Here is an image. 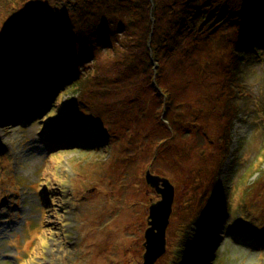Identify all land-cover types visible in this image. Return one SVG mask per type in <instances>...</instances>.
<instances>
[{
  "label": "rangeland",
  "instance_id": "1",
  "mask_svg": "<svg viewBox=\"0 0 264 264\" xmlns=\"http://www.w3.org/2000/svg\"><path fill=\"white\" fill-rule=\"evenodd\" d=\"M45 1L0 0V264H142L161 199L148 172L175 185L156 264H264V46L251 29L242 59L246 26L230 22L198 44L172 31L181 44L156 60L146 0L106 3L109 23H129L102 36L108 24L79 25L94 0L44 18ZM160 1L171 19H157L177 28L175 0Z\"/></svg>",
  "mask_w": 264,
  "mask_h": 264
},
{
  "label": "trees",
  "instance_id": "2",
  "mask_svg": "<svg viewBox=\"0 0 264 264\" xmlns=\"http://www.w3.org/2000/svg\"><path fill=\"white\" fill-rule=\"evenodd\" d=\"M19 1L20 12L22 11V9L27 10V4L32 0H28L25 3H21L22 0ZM136 1L140 2L141 0H115L116 4L122 5L125 10L133 6L135 7L137 5H135ZM113 2L114 0H94V6L97 7V10H89L87 8V5L82 3V6H85L87 11L90 12L91 22L86 23L84 17L82 15H79L80 28H91L94 31L99 27V25L108 24L107 29H102V31L100 32V36L104 35L103 31L109 33L113 32V34H116L117 31L121 29V27H123V29H128L129 21L126 19V22L123 23L122 21H120V15L112 13V16L110 17V23L109 19H105V17H107V14L105 12L106 10L104 9V5L107 3L105 6L109 7ZM146 2H149V8L152 12V15L155 17L152 28L149 30V46L147 50L148 53H151L156 60H163L165 56H170V53H176V48L181 44V42L178 44L174 43L173 45L170 44L172 31L174 32L173 38L182 36L183 41L189 40V43H192L198 34V38H200V34L203 33V31H206V29L209 30L207 26V24L209 23H215L216 26L222 25V27H227V25H229V23L231 22L234 28L237 27L234 30L237 32H241V28H239L241 27V25L246 26L244 38L241 37V34H236L237 44L235 46V53L238 59L244 58V54L242 53L240 48L244 47L241 44L245 45L247 43L246 40L249 29H251L252 34L255 35L256 41L260 45V48L264 46V0H175L174 2H171L170 5L175 9V15L178 16L177 28H175L172 23L166 25V22L163 25L157 19H171V15L168 18L166 17L167 11L164 8L166 6L165 1L146 0L145 7ZM6 3L7 0H4L3 4ZM48 3H50L51 5ZM80 3L81 0H46L45 3H43L44 10L39 11V14H43L44 18L50 16L54 12L52 5L56 8L60 6L59 9L63 8V13H66L68 9L72 11L70 8L75 9V6L78 7ZM216 7H218L217 10L215 9ZM128 14H130V11H128ZM139 14L141 15L140 12ZM6 17L7 15H4L3 19H5ZM12 18L13 17L9 15L5 20H11ZM212 18L214 19L211 20ZM3 19L1 20V23L4 21L3 24H6V21ZM131 19H133L132 15ZM190 38H192V40ZM198 38L195 39L196 44H198V42L200 41V39ZM209 38H211V36H209ZM69 39H71V36L69 37ZM75 39L77 38L75 37ZM177 41L178 39L176 38L175 42ZM101 42L103 45H107L108 47L111 46L107 38L101 39ZM31 44L33 43H29L28 46H31ZM24 48L25 50H28V47L26 45ZM61 61H63V59H61ZM53 63L55 64L56 61H53ZM53 63L51 64L53 65ZM48 70L49 69H46L43 74L45 72H48ZM50 70V74L54 73L55 75L56 73H58V69H55V67H52ZM24 79L28 80L29 78L25 77ZM157 87L161 89L164 96H166L168 91H166L165 93V90L160 85H157Z\"/></svg>",
  "mask_w": 264,
  "mask_h": 264
},
{
  "label": "water",
  "instance_id": "3",
  "mask_svg": "<svg viewBox=\"0 0 264 264\" xmlns=\"http://www.w3.org/2000/svg\"><path fill=\"white\" fill-rule=\"evenodd\" d=\"M147 183L156 189L161 199L152 203L145 231V252L142 264H156L167 250V228L172 215L175 199V185L164 176L147 173ZM162 184V186L159 185ZM130 264H138L132 262Z\"/></svg>",
  "mask_w": 264,
  "mask_h": 264
},
{
  "label": "bare ground",
  "instance_id": "4",
  "mask_svg": "<svg viewBox=\"0 0 264 264\" xmlns=\"http://www.w3.org/2000/svg\"><path fill=\"white\" fill-rule=\"evenodd\" d=\"M32 117H35V111L32 109V110H30V112H28ZM30 116V117H31ZM211 249H212V245L210 246V247H207V248H205L204 250L200 247L199 248V250H200V252L202 251V255H204V257H205V255L208 253V252H210L211 251Z\"/></svg>",
  "mask_w": 264,
  "mask_h": 264
}]
</instances>
